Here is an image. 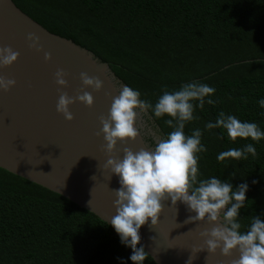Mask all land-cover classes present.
Instances as JSON below:
<instances>
[{"label": "trees", "instance_id": "trees-1", "mask_svg": "<svg viewBox=\"0 0 264 264\" xmlns=\"http://www.w3.org/2000/svg\"><path fill=\"white\" fill-rule=\"evenodd\" d=\"M22 1L70 26L105 63L159 83L188 81L264 59V0ZM109 67L122 86L139 91L140 99L153 107L165 90L184 85L159 86ZM197 82L215 89L202 109L193 102L194 119L184 128L189 136L200 129L207 148L197 153V186L212 177L230 182L233 190L246 183L247 199L238 217L246 233L253 217L264 221V139L231 141L226 131L205 125L224 112L264 131L259 104L264 63L240 65ZM145 114L163 139L174 130L165 123L171 117L156 118L151 109ZM249 143L255 157L218 161L221 152ZM131 255L115 229L92 213L51 192L0 178V264H133ZM143 264L155 262L147 256Z\"/></svg>", "mask_w": 264, "mask_h": 264}, {"label": "water", "instance_id": "water-1", "mask_svg": "<svg viewBox=\"0 0 264 264\" xmlns=\"http://www.w3.org/2000/svg\"><path fill=\"white\" fill-rule=\"evenodd\" d=\"M29 33L39 36L42 51L29 47ZM7 46L20 55L11 66L0 67V76L16 81L10 90H0V178L51 192L109 225L116 214L117 196L113 190L119 189L120 184L119 177L104 168L110 154L105 150L99 118L108 116L112 98L119 95L122 87L109 65L148 83L177 86L240 65L264 63V59L245 61L178 83L151 81L105 63L70 26L22 0H0V47ZM45 52L51 54V60L44 59ZM58 69L67 73V87L56 83ZM82 72L99 77L102 89L85 88L80 79ZM84 91L94 97L91 107L79 101L71 104V121L57 112L62 92L75 97ZM137 111L139 136L126 145L118 142L112 156L122 159L124 147L134 152L142 148L154 150L157 139H163L145 114L147 111ZM193 215L182 202L173 207L170 199L165 201L158 224L152 226L149 220L140 228L139 246L145 248L155 264H187L190 257L189 264H231L232 259L238 258L236 251L231 257L221 255L219 249L215 254L197 252L206 249L200 233L214 225L207 220L185 223Z\"/></svg>", "mask_w": 264, "mask_h": 264}, {"label": "clouds", "instance_id": "clouds-1", "mask_svg": "<svg viewBox=\"0 0 264 264\" xmlns=\"http://www.w3.org/2000/svg\"><path fill=\"white\" fill-rule=\"evenodd\" d=\"M39 39L35 33H29L28 40L32 41L29 47L42 51ZM19 55L20 53L10 46L0 47V67L11 66ZM44 59L51 60V54L45 52ZM102 70L107 71L106 68ZM66 76L67 73L63 69H58L55 73L56 83L62 88L67 87ZM80 79L85 88L100 91L103 87V81L99 77H90L85 72L80 74ZM15 84L14 79L0 76V90L8 91ZM214 93V88L193 81L173 92L165 90L153 107L150 102L140 99L139 91L122 86L119 95L112 98L108 116L99 118L101 132L106 141L105 150L110 154L104 168L110 169L112 174L118 176L120 184L119 189L113 190L117 196L114 201L116 214L109 222L120 236L121 242L132 249L130 259L133 264H143L149 255L143 246L138 247L141 240L140 228L149 220L152 226H156L165 201L169 199L173 207L179 201L195 213L189 216L185 223L207 220L214 225L200 233L206 249H197V252L207 250L208 253L215 254L219 249L221 255L231 257L236 251L239 256L232 259L231 264H264V221L253 217L247 232L240 231L242 225L238 221L239 211L245 205L248 185L240 184L233 190L230 182H222L212 177L200 180L197 186V153L206 152L207 148L201 144L200 129L194 130L189 136L185 135L184 128L186 122L194 119L193 102L198 101V106L202 109L205 97ZM77 101L91 107L94 97L87 91L75 97H69L66 92H62L56 110L66 120L71 121L74 116L69 106ZM207 103L214 104V101L208 99ZM259 104L264 108V99H261ZM138 109H151L156 118L165 115L171 117L165 123L174 130L166 139L158 138L154 150L142 148L134 152L131 148L124 147L122 159L112 156L118 142L126 145L129 140L135 141L139 136L136 126ZM205 128L222 129L231 141L251 138L252 141L258 142L264 139V131H261L256 123L241 122L235 116L225 115L224 112L219 113L215 123L209 122ZM248 154L253 157L257 155L256 148L251 143L243 149L232 148L223 151L217 159L221 162L229 158L247 159Z\"/></svg>", "mask_w": 264, "mask_h": 264}]
</instances>
